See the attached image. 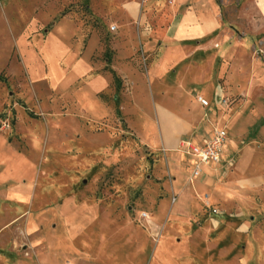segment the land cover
I'll use <instances>...</instances> for the list:
<instances>
[{
  "label": "rangeland",
  "instance_id": "obj_1",
  "mask_svg": "<svg viewBox=\"0 0 264 264\" xmlns=\"http://www.w3.org/2000/svg\"><path fill=\"white\" fill-rule=\"evenodd\" d=\"M179 1L213 49L206 80L182 91L149 78L171 43L168 0H0V134L38 168L0 226L13 258L0 264H68L74 242L143 264L146 222L194 187L196 227L208 216L234 237L207 264H264V0ZM214 129L221 158L195 177L180 147Z\"/></svg>",
  "mask_w": 264,
  "mask_h": 264
},
{
  "label": "crops",
  "instance_id": "obj_2",
  "mask_svg": "<svg viewBox=\"0 0 264 264\" xmlns=\"http://www.w3.org/2000/svg\"><path fill=\"white\" fill-rule=\"evenodd\" d=\"M178 1L168 0L170 5L168 11L171 13L167 14V19L164 18V23L158 21L159 31L171 43H168L166 47V58L158 60L160 63L157 62V66H160V68L157 69L156 66L152 69L149 78L153 82L155 80L164 89L173 88L182 91L183 88L188 90L194 84L206 80L207 61L213 49L209 42L200 37L201 32H199L197 24L196 26L194 24L197 19L195 20V16L193 17V10L187 13L182 10L183 12L179 13L181 15L175 12L181 11L182 4ZM190 1L201 8L207 9L212 6L211 3L209 5L202 0L198 2L196 0ZM179 16L181 17L180 19ZM186 17L190 20L189 22H187ZM201 29L203 28L201 27ZM158 48L163 49L161 46H158ZM145 49L151 50L152 48L148 46ZM196 56L198 57L197 60H195ZM191 70L194 72L193 75L190 74ZM179 71L182 74L184 73L183 75L180 74V77L177 76ZM170 72H175V77L170 76ZM187 74L190 77V82H188ZM162 113L165 116L169 114L166 109H162ZM37 174L38 168H36L35 163L26 155L15 150L4 136L0 134V226L17 218L23 207V186H32L33 181L37 179ZM194 188L180 190V194L175 198L174 202L169 207L166 206L168 209H161V217L146 222V229L141 231L142 237L149 239L145 241V244H147L143 248V264H180L176 258L181 261L184 259L186 262L188 261V264H195L194 255L196 254H194V251L197 254L201 253V264H207L210 260L209 256L215 255L220 249L227 247L228 255L233 251L234 237L231 233L233 242L228 245L224 243V238L220 235V231L215 235L212 234L213 232L208 231L209 228L204 223H210L211 217H202L203 220L201 222H203L205 227L202 225L196 227V221L199 220L196 213L199 207L194 192L199 193L200 189L196 188L195 190ZM173 191L175 192V189ZM33 201L34 199L32 203ZM164 212L167 213V217L162 221V213ZM202 218L200 217V219ZM223 228L225 229L226 227ZM202 229H204L203 232H201ZM207 233L213 237V239L211 238L212 241L209 238L205 240ZM199 234L200 236H198ZM97 248V244H93L91 248H85L75 242L72 243L71 247L68 248L70 260L68 264H80L81 261L86 262V264H118L119 260L117 257L115 261H111L107 259V255L101 254V251L99 253ZM1 251L7 250H0V259H13L11 256L2 255ZM203 255L205 258H203ZM141 257L142 255L138 254L135 257V261L141 259ZM216 258L221 259L218 254ZM42 264H50L49 259L46 257L45 262L42 261Z\"/></svg>",
  "mask_w": 264,
  "mask_h": 264
},
{
  "label": "built area",
  "instance_id": "obj_3",
  "mask_svg": "<svg viewBox=\"0 0 264 264\" xmlns=\"http://www.w3.org/2000/svg\"><path fill=\"white\" fill-rule=\"evenodd\" d=\"M224 145V135L218 129H214L210 138L202 139L199 142L184 140L180 149L187 155L193 157L195 166L192 174L196 177L200 174L201 164L218 162ZM143 212L141 218L146 217Z\"/></svg>",
  "mask_w": 264,
  "mask_h": 264
},
{
  "label": "bare ground",
  "instance_id": "obj_4",
  "mask_svg": "<svg viewBox=\"0 0 264 264\" xmlns=\"http://www.w3.org/2000/svg\"><path fill=\"white\" fill-rule=\"evenodd\" d=\"M110 260L113 261V259L109 256Z\"/></svg>",
  "mask_w": 264,
  "mask_h": 264
}]
</instances>
